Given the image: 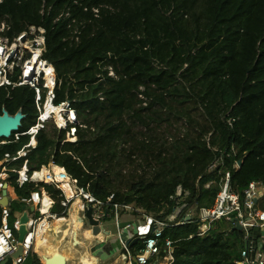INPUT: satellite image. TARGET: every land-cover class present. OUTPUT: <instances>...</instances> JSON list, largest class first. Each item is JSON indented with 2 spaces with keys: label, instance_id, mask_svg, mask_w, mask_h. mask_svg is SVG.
<instances>
[{
  "label": "trees",
  "instance_id": "trees-1",
  "mask_svg": "<svg viewBox=\"0 0 264 264\" xmlns=\"http://www.w3.org/2000/svg\"><path fill=\"white\" fill-rule=\"evenodd\" d=\"M22 35L33 51L8 63L10 85L0 86V115H23L0 145L12 204L22 209L40 192L30 181L18 187L25 165L27 179L63 167L112 219L114 205L162 221L189 217L164 229L168 264H234L246 243L234 217L214 221L203 236L197 227L226 173L239 192L264 183V0H0V36L11 44ZM40 38L39 61L66 79L53 103L75 113L64 130L71 142L39 122L43 76L35 87L20 84ZM172 119L186 124L181 138L138 132ZM47 195L64 201L60 191ZM258 204L264 212V197ZM23 264L41 262L29 253Z\"/></svg>",
  "mask_w": 264,
  "mask_h": 264
},
{
  "label": "built area",
  "instance_id": "built-area-1",
  "mask_svg": "<svg viewBox=\"0 0 264 264\" xmlns=\"http://www.w3.org/2000/svg\"><path fill=\"white\" fill-rule=\"evenodd\" d=\"M4 42V46L0 44V53H6L8 51L6 50V43L8 41L5 40ZM36 46L38 49H35L31 55V59L26 61L22 68L20 83L29 84L31 87H35L38 79L43 76L42 71H35V73L38 72V74H33L32 72L29 73L26 69L27 64L39 60L42 47L44 46L42 38L36 40ZM3 64L4 65L0 63V86L10 85L9 81L6 79V73L12 68H9L5 62ZM42 65L45 66V63L43 62ZM46 92L47 91H45V96ZM49 92L51 94L53 93L51 90H49ZM36 93L37 100L39 101V91L36 90ZM52 101L53 100H50V102ZM69 112L70 117L68 118V122L66 121V126L75 120V113L73 111ZM42 114L43 110L39 117L40 123L45 121ZM228 124L230 125V121H228ZM38 126L39 128H36ZM36 127L31 129L29 133L34 135L37 130L41 128V125H37ZM33 144H36L34 138L31 139L30 146ZM25 166L21 172L26 173ZM215 167L216 164L214 163L209 169L213 170ZM21 172L17 173L18 177L21 175ZM3 173H5L4 170L2 174H0V202L2 200V191L4 190L5 182L7 183L11 178V176L5 173L4 175H7L8 179L3 181ZM25 178L23 180L17 179L16 183L18 187H21L23 183L27 181L26 175ZM51 178H53V175ZM67 179L70 188L73 186V183L75 186V181L72 180L68 174ZM36 184L38 183H35V185ZM206 187H209V185ZM47 189L48 188L43 189V193L38 191L30 193L29 200L26 203L27 208H32L33 210L32 213L28 215V222L25 225L26 236L21 243L18 241L20 218H15L11 211V202H9V206L7 207H3L0 204V263L12 257L19 249L22 251L21 257L13 259L12 264H23L29 253L37 254V252H35V244L38 239L43 236V233L49 230L48 219H53L55 223L58 219H61L58 217L59 214L64 208L68 207L72 198H74L73 191V196L68 198L63 191L58 189L60 192H63L62 196L64 201L59 204H55L51 201L58 209L54 211L49 208L44 212L42 206L44 194H47ZM261 195H264L263 183H251L245 190L239 192L231 187L230 175L226 173L220 181L218 193L212 206L210 208H203L199 212L198 235L203 236L207 233L214 221L233 216L234 220L237 221L241 230L246 235V243L240 252L239 259L235 261L234 264H264V212L258 204ZM177 196H179V194L171 199L174 200L175 203H178ZM75 201H78L76 202V206H78L80 212L85 214L87 209H91L92 218L99 226L106 231H110V233L111 229L115 231L114 238L119 240L120 246L118 248L121 251L119 264H168L170 261L172 241L163 234L164 229L169 226L170 219L177 221L175 225H185L190 221V218L186 216L181 219H176L175 216H171L167 221H162L142 213L141 211H137L132 206L117 205H114V217L112 219L102 202L95 200L92 195L85 193L81 189H78ZM109 202H111V199L107 200V203ZM17 212L21 217L23 213L21 209ZM108 219H110L111 222L106 223ZM122 224H124V227H120ZM256 232L258 234H255ZM88 239L90 238H86L85 242H87ZM77 240L79 245L83 244L80 237ZM93 244L96 243L94 242ZM106 244L108 245L109 251L111 248L109 242ZM84 256L85 258L92 257V255L88 253V249L85 251Z\"/></svg>",
  "mask_w": 264,
  "mask_h": 264
},
{
  "label": "water",
  "instance_id": "water-1",
  "mask_svg": "<svg viewBox=\"0 0 264 264\" xmlns=\"http://www.w3.org/2000/svg\"><path fill=\"white\" fill-rule=\"evenodd\" d=\"M26 41V36L22 35L18 39V44L22 46ZM20 46H14L13 49H10L7 55L4 58V62L6 64L10 63L19 52ZM23 119L22 114H16L14 116H9L7 113H3L0 115V145L6 143L7 139L10 138L13 132L18 131L20 127V122ZM75 133V129L71 130V134ZM1 206L7 207L9 206V201L7 198V191H2V200L0 202ZM32 208L23 207L21 209L22 216L20 217L18 212H15V218H20V228L18 232L19 242L21 243L24 237L26 236V229L25 225L28 222V215L32 213ZM84 217L88 223L87 227L82 228L84 230V234L88 236L90 245H93L95 242L98 246H101L104 243L110 242L114 235L110 233V231L104 230L101 226L98 225L96 221L92 219V211L91 209H87L85 212ZM69 218L63 222V225L56 226L53 230V236H50L48 239L47 245L42 246L41 250L37 252V256L41 264H99V261L95 257L85 258V253L78 249L79 242L76 239V233H73L72 228L70 226ZM84 219L81 218L78 222L77 228H80L82 221ZM235 222V228L237 230H241L240 226L238 225L237 221ZM120 227H124V224L120 225ZM69 234H71L69 236ZM55 246L56 251L55 253H51L49 251V246ZM68 246L66 252L71 255V258L66 257V253L62 252V248ZM92 247V246H91ZM22 251L19 249L12 257L8 258L4 262L0 264H12L13 259H17L21 257Z\"/></svg>",
  "mask_w": 264,
  "mask_h": 264
},
{
  "label": "rangeland",
  "instance_id": "rangeland-1",
  "mask_svg": "<svg viewBox=\"0 0 264 264\" xmlns=\"http://www.w3.org/2000/svg\"><path fill=\"white\" fill-rule=\"evenodd\" d=\"M33 32V31H32ZM27 40V39H26ZM5 40H4V38H2L1 36H0V44L2 45V46H4L5 45V42H4ZM14 46H20L19 44H18V41L16 40L15 42H13V43H11V44H9L8 42L6 43V50H9V49H13V47ZM4 51H5V49H4ZM27 52V53H31L32 51H33V49H32V47H31V45L28 43V42H25L22 46H20V48H19V52L17 53V55H16V57L12 60V61H15L16 60V62L14 63V65L18 62V59H19V57L20 56H22L23 54H24V52ZM1 53H3V54H1ZM0 53V63L2 64V65H4L3 63H4V58H5V56H6V53L5 52H1ZM36 53V52H35ZM25 64V63H24ZM24 64H23V67H24ZM14 65H8L7 64V66L9 67V68H12ZM22 67V68H23ZM37 74H38V72H36ZM35 73V74H36ZM34 74V73H33ZM43 75V87H45L46 86V81H47V79H46V77H45V75L44 74H42ZM65 80V84H64V86H63V93H64V89H65V86H66V79H64ZM56 86H57V84H56ZM46 88V87H45ZM45 91H47L46 92V96H45V99H44V103H43V105H42V110H43V114L45 113V108H46V106H47V104L48 103H50L52 106H54L57 110H60V112H61V114H62V116L64 117V119H65V121H67L68 122V118L70 117V112L69 111H67V109L66 108H64V104H60V105H58V106H55L54 105V103H53V101L52 102H50V100H59V99H61L62 98V96H63V93H62V96L59 98V99H57V96L55 95V92H56V90H55V92L54 93H50L49 92V90H47V88H46V90ZM42 114V115H43ZM55 119H56V117H55V114H51V115H49L48 117H47V119H45V121L44 122H47V124H49V126H54L56 129H58L59 127L57 126V122L55 121ZM46 124V123H45ZM70 124H76L75 123V121H73L72 123H70ZM67 127V126H66ZM66 127L65 128H62V130L59 128L58 130L60 131V140H61V142H63V141H65V142H67V141H69V142H71V141H73L72 140V137L68 134V133H66V131H64L65 129H66ZM36 128H39V126L38 127H36ZM186 131H187V128H186V124H185V122L184 121H175V120H171L169 123L167 122V123H162V124H160V125H151L150 126V131L149 132H146L144 129H138V132H143L145 135H147V134H154L155 133V136H156V134L158 135V136H163V137H165V138H167V139H171V138H181L185 133H186ZM7 141V140H6ZM30 145V144H29ZM28 145V146H29ZM51 167L52 166H49V167H47V168H44V169H46L47 171H50V169H51ZM5 173H3V175H2V179H3V181H6L7 179H8V177H7V175H4ZM51 174V173H50ZM18 176V175H17ZM25 178V176H21V175H19V177H18V180H20V179H24ZM26 179V178H25ZM27 181H30L29 179H27ZM31 182V181H30ZM31 183H33V182H31ZM264 184V183H263ZM5 185H6V182H5ZM5 185H4V190H6L7 191V198H8V201L10 202V201H12L13 202V200H15V196H14V188H12L11 189V187L9 186V185H7L6 187H5ZM33 185L36 187V186H40V193H43V189H45V186L41 183H38V184H36L35 185V183H33ZM51 189L53 190V191H59L58 189H55L54 187H51ZM71 190L73 191V194H74V198H72V201L69 203V205H68V207H66V208H64L63 210H65V209H67L66 210V213L68 214V216H67V218H69L68 220H71V222H74V226H75V231H73V229H72V231H73V233H76V231L78 232V233H76L77 234V236H79V237H82V239H80V240H82L83 241V244L86 246V244H87V242H85V238H86V236L84 235V234H79V233H81L80 231L82 230V228H84V227H87L88 226V223H87V221H86V218L84 217V213L83 212H80V214H79V216L81 217V218H83L84 220L82 221V224L80 225V228H77L76 226H78V221L77 220H73V213H74V211H76L77 210V208H75V205H76V201H75V197L77 196V193H78V190H76V188H75V186H74V183H73V186L71 187ZM62 191V190H61ZM61 193V195H62V193L63 192H60ZM180 193H181V190H179L178 191V193L177 194H179L180 195ZM262 197H264V195H261L260 197H259V200L262 198ZM258 200V201H259ZM52 201V200H51ZM53 202V201H52ZM13 210H14V208H16L17 209V205H14L13 204ZM26 207H27V203H26ZM18 209H20L19 207H18ZM13 214H14V212H13ZM58 217H60V216H58ZM93 219V218H92ZM66 220V219H65ZM109 222H111V220L110 219H108L107 220V222L106 223H109ZM72 224V223H71ZM56 226H58V224H56L54 221H53V219H51V218H49L48 219V231H47V234H49L50 236H53V230L55 229V227ZM71 228H74L73 226H71ZM110 228V227H109ZM111 229V228H110ZM111 233H112V235H114L115 234V231L113 230V229H111ZM124 234V233H123ZM71 234H69V236H70ZM109 245H110V250L108 251V245L106 244V243H104V244H102L101 246H95V245H93L90 249L88 248V253H90V251H92V256L93 257H95V258H97L98 259V261H99V264H119L120 263V260H119V256H120V253H121V251H120V249L118 248L119 246H120V243H119V240L117 239V238H114V239H112L110 242H109ZM38 250H35V252H37ZM39 252V251H38Z\"/></svg>",
  "mask_w": 264,
  "mask_h": 264
},
{
  "label": "bare ground",
  "instance_id": "bare-ground-1",
  "mask_svg": "<svg viewBox=\"0 0 264 264\" xmlns=\"http://www.w3.org/2000/svg\"><path fill=\"white\" fill-rule=\"evenodd\" d=\"M8 51H7V53H8ZM7 53H6V55H7ZM1 54H3V53H1ZM26 69L29 71V73L32 72L34 74H35V71H42V74H44L46 79H47L45 87L48 90H51L53 93L56 90L55 95L57 96V99H59L62 96L63 86L65 84V80L61 76H57L54 73L53 68L46 66V65L43 66L39 60H35V61L30 62V64H27ZM56 84H57V86H56ZM50 114H55V117H56L55 121L57 122V125H58V127H60L61 130H62V128H65L66 121H65L64 117L62 116L60 110H57L54 106H52L51 104L48 103L46 108H45V113L43 114L44 120ZM34 145L35 144H33L32 146H34ZM50 173H51V175H50ZM52 175H53V178H51ZM21 176H25V173L21 172ZM30 181L33 183H40V184L42 183L45 186V188L54 187L55 189H60L65 193V195L68 198H71L73 196L72 190H71L70 185L68 183L69 181L67 179L66 171L63 167L52 166L50 171H47L46 169H42L40 171L34 172L31 175ZM76 202H78V201H76ZM42 208H43L44 212L46 211V209H49V208L53 209L54 211H56L58 209L57 206H55V205H53V203H51V199L48 198V195L46 193L44 194V200H43ZM14 210H16V208H14ZM59 218H61V217H59ZM64 221L65 220L62 218L58 219L56 221V224L63 223ZM73 231H75V230H73ZM76 233H78V232L76 231ZM78 238H79V236H77V234H76V239H78ZM40 247H42L41 239H38V241L35 244V250H37ZM67 247L68 246L63 247L62 252L66 253L67 258H71V255L68 252H66ZM48 249L50 251V254L51 253L53 254L56 251V247L52 246V245L49 246Z\"/></svg>",
  "mask_w": 264,
  "mask_h": 264
},
{
  "label": "crops",
  "instance_id": "crops-1",
  "mask_svg": "<svg viewBox=\"0 0 264 264\" xmlns=\"http://www.w3.org/2000/svg\"><path fill=\"white\" fill-rule=\"evenodd\" d=\"M11 203V205H13L12 204V201H10ZM75 208H77V210L76 211H74V213L72 214L73 215V220H77V221H79L80 219H81V217L79 216V214H80V210L78 209V206H76L75 205ZM20 209H18V207H17V209L16 210H14L13 212H14V214H15V212H17V211H19ZM62 219H66V218H62ZM70 221V223H72V224H70V226H72V225H74V222H71V220H69ZM61 225H63V223H59L58 224V226H61ZM74 228H73V230H75V226H73ZM48 231V230H47ZM47 231L45 232V233H43V236L40 238L41 239V244H42V246H44V245H47V242H48V239L50 238V235L49 234H47ZM84 230H81L80 232L81 233H79L80 235L81 234H84V232H83ZM85 235V234H84ZM86 236V235H85ZM86 238H89L88 236H86ZM85 238V239H86ZM79 239V238H78ZM80 239H82V237H80ZM93 245H95V246H98V245H96V244H93ZM93 245H90L89 244V241H87V244H86V246L84 245V244H80V246H79V248L78 249H80L82 252H83V254L85 253V251L89 248H91V246H93ZM42 248L40 247V248H38L37 250L39 251V250H41ZM37 251V252H38ZM92 253V251H90V254ZM92 255V254H91Z\"/></svg>",
  "mask_w": 264,
  "mask_h": 264
}]
</instances>
